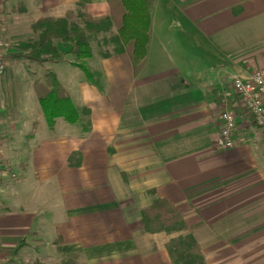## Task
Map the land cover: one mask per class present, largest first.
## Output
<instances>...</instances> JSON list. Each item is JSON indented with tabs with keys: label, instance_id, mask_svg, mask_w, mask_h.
Wrapping results in <instances>:
<instances>
[{
	"label": "crops",
	"instance_id": "0c3cea01",
	"mask_svg": "<svg viewBox=\"0 0 264 264\" xmlns=\"http://www.w3.org/2000/svg\"><path fill=\"white\" fill-rule=\"evenodd\" d=\"M3 2L9 25L15 12ZM22 2L29 27L77 4L93 18L112 15L106 0ZM8 61L0 264H62L71 255L83 264H173L166 244L176 235L147 233L142 223L159 198L182 213L206 264H264V125L240 110L234 147L215 145L222 112L243 109L232 79L264 68V0H154L139 72L127 52L86 60L103 89L64 60ZM49 71L77 107L90 109L88 130L46 119L34 85Z\"/></svg>",
	"mask_w": 264,
	"mask_h": 264
},
{
	"label": "trees",
	"instance_id": "16d2710c",
	"mask_svg": "<svg viewBox=\"0 0 264 264\" xmlns=\"http://www.w3.org/2000/svg\"><path fill=\"white\" fill-rule=\"evenodd\" d=\"M112 15L93 18L80 4L68 11L66 17L55 19L42 17L32 25L34 39L26 41L16 52L6 57L16 63H32L44 67L74 56L72 65L79 68L88 81L99 84L86 60L93 56L91 35L102 37L99 52L104 59L124 53L130 55L134 71L139 72L148 56L152 30V7L154 0H106ZM22 4L13 7L15 13L22 12ZM114 28L116 33H114ZM67 45L61 51L58 44ZM40 107L46 119L53 124L58 119L75 125L82 124L88 130L91 111L79 108L70 92L61 84L53 72H47L35 85ZM238 102H240L238 98ZM244 112L240 107L233 108ZM142 223L147 233L176 235L166 248L173 264H206L199 243L189 232V226L177 208L166 199H156L142 211ZM62 264H83L79 256L71 255Z\"/></svg>",
	"mask_w": 264,
	"mask_h": 264
},
{
	"label": "built area",
	"instance_id": "2783aa9c",
	"mask_svg": "<svg viewBox=\"0 0 264 264\" xmlns=\"http://www.w3.org/2000/svg\"><path fill=\"white\" fill-rule=\"evenodd\" d=\"M6 70L4 40L0 30V79ZM232 88L245 109L246 115L260 125H264V68L249 75H237L232 79ZM222 128L215 145L226 150L234 147L235 132L238 127V115L233 111H224L220 117Z\"/></svg>",
	"mask_w": 264,
	"mask_h": 264
},
{
	"label": "rangeland",
	"instance_id": "374dc122",
	"mask_svg": "<svg viewBox=\"0 0 264 264\" xmlns=\"http://www.w3.org/2000/svg\"><path fill=\"white\" fill-rule=\"evenodd\" d=\"M38 1L39 0H30L31 8L34 5L37 8H43L42 7V4L40 2H38ZM3 3H4L3 0H0V8H2V4ZM5 3H6V7L5 8H13V7H15V6L19 5V4H22L23 2H22V0H5ZM14 14H16V15H14ZM14 14H11L12 16L10 18L12 19V21L8 23L9 25L4 24V22H2L1 19H0V30H1V34L3 36V40H4V55H5V61H6V63L9 62L8 60L13 61L12 59H9V58L6 57L8 54H10L11 52L17 51L18 48H20V46H22L26 41L35 38V35H31V33H33L32 26L29 27L28 22H26V20H24V18L26 19L28 17H24L20 13H14ZM20 18H21L22 21H20ZM89 35L91 36V43H90V45H91V49L93 51V54H99L101 56V54L99 52V44L102 41V39H101L102 37H99V36L97 37V36L91 35V34H89ZM29 36H30V38H28ZM57 44H58V46H59V48H60L61 51H64L67 48V45H65V44L62 45L61 43H58V41H57ZM71 61H74V56H71V57L67 58L64 61V66H67V68H70L69 67V64L72 65ZM59 62H56V63H59ZM14 63H16V62H14ZM53 64H55V63H53ZM65 64H67V65H65ZM27 68H28L27 64L25 66L22 65L20 67V71L22 72V78L20 77V85H21L22 88L23 87H27L29 85L28 84V81H29V73L27 72ZM75 68H77V67H75ZM25 70H26V72H25ZM53 70L55 72H57V71L59 72L60 68L53 66ZM42 73H43L42 75H45L44 72H42ZM4 74H3V76H4ZM23 74H25V77H24ZM79 74H80V76L83 75V73L82 74L79 73ZM96 79L99 81V84L101 82L100 86L103 89L105 82H103L99 76H98V78L96 77ZM37 98H38V96H37Z\"/></svg>",
	"mask_w": 264,
	"mask_h": 264
}]
</instances>
